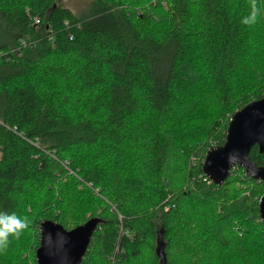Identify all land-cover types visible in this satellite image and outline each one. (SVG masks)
<instances>
[{
    "label": "trees",
    "instance_id": "trees-1",
    "mask_svg": "<svg viewBox=\"0 0 264 264\" xmlns=\"http://www.w3.org/2000/svg\"><path fill=\"white\" fill-rule=\"evenodd\" d=\"M79 1L0 0V211L28 220L0 264L91 217L80 264H264V181L203 169L264 95V0Z\"/></svg>",
    "mask_w": 264,
    "mask_h": 264
},
{
    "label": "water",
    "instance_id": "water-1",
    "mask_svg": "<svg viewBox=\"0 0 264 264\" xmlns=\"http://www.w3.org/2000/svg\"><path fill=\"white\" fill-rule=\"evenodd\" d=\"M257 144L264 153V95L237 109L228 122L226 139L207 150L204 172L216 184L228 177L233 166H243L248 174L264 181V164H257L250 150ZM259 212L264 221V193L259 198ZM98 224L91 217L82 224L67 229L61 223L45 219L40 224V244L37 264H80Z\"/></svg>",
    "mask_w": 264,
    "mask_h": 264
},
{
    "label": "clouds",
    "instance_id": "clouds-1",
    "mask_svg": "<svg viewBox=\"0 0 264 264\" xmlns=\"http://www.w3.org/2000/svg\"><path fill=\"white\" fill-rule=\"evenodd\" d=\"M11 221L16 222L15 228H9L8 224ZM28 227L27 217H19L15 213L9 214L5 211H0V252L7 249L9 245V237L14 236L19 238L20 234Z\"/></svg>",
    "mask_w": 264,
    "mask_h": 264
},
{
    "label": "rangeland",
    "instance_id": "rangeland-1",
    "mask_svg": "<svg viewBox=\"0 0 264 264\" xmlns=\"http://www.w3.org/2000/svg\"><path fill=\"white\" fill-rule=\"evenodd\" d=\"M66 4L70 5L75 10H80L83 7V2L79 0H64ZM10 35L8 31H6V27L2 20H0V41L7 38ZM10 37V36H9Z\"/></svg>",
    "mask_w": 264,
    "mask_h": 264
},
{
    "label": "snow or ice",
    "instance_id": "snow-or-ice-1",
    "mask_svg": "<svg viewBox=\"0 0 264 264\" xmlns=\"http://www.w3.org/2000/svg\"><path fill=\"white\" fill-rule=\"evenodd\" d=\"M14 226H17L15 221H11V222L8 224V227H9V228H12V227H14Z\"/></svg>",
    "mask_w": 264,
    "mask_h": 264
},
{
    "label": "built area",
    "instance_id": "built-area-1",
    "mask_svg": "<svg viewBox=\"0 0 264 264\" xmlns=\"http://www.w3.org/2000/svg\"><path fill=\"white\" fill-rule=\"evenodd\" d=\"M33 20H34L35 23L38 22V18L37 17H34Z\"/></svg>",
    "mask_w": 264,
    "mask_h": 264
},
{
    "label": "bare ground",
    "instance_id": "bare-ground-1",
    "mask_svg": "<svg viewBox=\"0 0 264 264\" xmlns=\"http://www.w3.org/2000/svg\"><path fill=\"white\" fill-rule=\"evenodd\" d=\"M67 167V166H66ZM68 168V167H67ZM70 172L74 173L72 169H69Z\"/></svg>",
    "mask_w": 264,
    "mask_h": 264
}]
</instances>
